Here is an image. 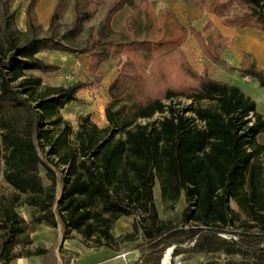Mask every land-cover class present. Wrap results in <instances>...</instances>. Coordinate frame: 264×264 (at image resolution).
<instances>
[{
  "label": "trees",
  "instance_id": "trees-1",
  "mask_svg": "<svg viewBox=\"0 0 264 264\" xmlns=\"http://www.w3.org/2000/svg\"><path fill=\"white\" fill-rule=\"evenodd\" d=\"M186 1L203 9L211 3ZM10 2L0 0V172L14 195L0 199V263L23 255L15 247L30 245L29 234L40 225L56 229L60 220L64 238L75 232L90 247L114 251L119 242H135L140 234L142 241L132 247L139 257L132 264H160L169 249L170 264L182 254H201L207 257L203 264H264V166L259 162L264 147L257 142L264 119L237 86L197 73L182 45L193 37L207 60L205 70L215 65L264 89V71L253 55L244 53L240 66H231L222 57L227 47L222 36L205 37L182 25L170 8L155 15V3L146 0L138 5L73 0V17L60 35L56 7L43 34L33 16L34 0L25 9L23 31ZM104 6L96 36L81 47L72 45ZM125 6L132 14L121 34L111 21ZM213 14L226 28L264 33V0H218ZM42 52L88 56L94 70L110 59H124L106 88L105 128L84 117L73 132L62 119L61 110L78 101L86 84L43 86L34 73L61 67L38 58ZM176 99L190 105L178 110L164 103ZM155 115L160 119L138 122ZM117 134L122 137L116 139ZM156 180L162 203L172 205L183 196L180 226L158 220ZM230 202L248 218L238 240L223 237L232 233ZM21 205L30 210L28 221L17 212ZM122 217L133 218L132 231L114 237L113 226ZM218 254L223 258L214 257Z\"/></svg>",
  "mask_w": 264,
  "mask_h": 264
},
{
  "label": "rangeland",
  "instance_id": "rangeland-1",
  "mask_svg": "<svg viewBox=\"0 0 264 264\" xmlns=\"http://www.w3.org/2000/svg\"><path fill=\"white\" fill-rule=\"evenodd\" d=\"M30 0H11L10 7L16 14V26L21 31L24 30L25 22V9ZM214 4L217 0H211ZM172 3V2H170ZM73 0H34L33 3V16L35 23L41 27L42 33L47 34V29L49 27V20L51 13L56 7V32L60 35L64 28L70 23L73 17L72 10ZM160 7H163L164 4H159ZM175 7V6H174ZM105 6L96 14V16L88 23H85L82 27L81 33L72 41V45L76 47H81L85 42L92 40L96 36V29L99 25L100 19L104 13ZM209 32H205L207 35ZM126 34V33H124ZM212 35H216L215 33ZM246 39L251 38V35H246ZM257 40V39H256ZM258 41V40H257ZM260 44H263L262 41H259ZM264 45V44H263ZM228 50L223 52L222 57L230 59L233 53L239 55L240 50L237 48L241 47L237 45V39L232 38L227 42ZM238 46V47H237ZM245 47V46H243ZM184 54L187 61L192 66V68L199 74H204L208 78H211L215 81L225 82L234 86H237L246 96L250 97L256 104V110L260 113L264 119V89H261L256 81H253L247 77H243L240 74H233L227 71L222 70L218 66L210 65L208 70H205L204 64L207 63V60L203 57L201 51H199L195 43L186 44L184 46ZM38 58L42 59L45 62L53 63L60 66V70L55 73L42 75L40 73H34L36 76L42 78L43 86H63L67 87L76 82H82L86 84L85 88H82L78 92V101L75 104L61 110L60 114L64 121L69 123L73 132H76L79 126V121L81 118L88 117L90 123L96 125L99 129H103L107 126V121L104 115V108L108 103L107 95V85L114 79L117 75L118 70L120 69L121 64L124 59L115 61L113 59L108 60L107 62L99 65L95 70L90 67L89 57L81 55H68L59 52H42L38 55ZM260 61V60H259ZM262 61V60H261ZM240 64L231 65L234 67H239ZM69 77L70 79H67ZM166 105H173L175 109H183L190 105V101L185 99H176L174 102L165 101ZM202 105H206L203 103ZM187 116H191L187 114ZM160 116L155 115L150 120H140V124H145L148 122H154L159 120ZM121 134L116 135L117 138H121ZM257 142L264 147V134L260 135L257 139ZM40 155L43 159L46 158L45 153L40 151ZM259 162L264 166V154L260 156ZM60 193V186L57 188V195ZM154 193V204L157 211V217L160 221H168L174 226L181 225L182 211L186 206L183 196L181 195L179 200L172 205H167L162 203L159 183L156 180L153 188ZM14 195L12 189H10L3 181L2 173L0 172V199L1 198H11ZM22 200V198H21ZM230 209L233 211V223L231 227L228 228L232 233L230 235H224L223 237L227 240H238L236 234L244 230L243 224L248 222L247 216L244 213L240 212L233 202L229 204ZM17 212L25 219L29 220L30 210L24 206H19ZM133 218L122 219L118 225L114 224L112 229V235L120 234L119 236L127 234L132 231L131 223ZM59 224L62 226L60 220ZM38 229V228H37ZM233 234L235 236H233ZM2 232H0V236ZM32 234H29V238L32 243ZM118 236V237H119ZM142 237L137 235L135 242L122 241L114 247V251H126L136 243L142 241ZM89 244H94L89 242ZM29 246V245H28ZM27 246V247H28ZM89 246V245H88ZM93 247V246H92ZM26 247L22 248L21 246L15 247V252L21 254H26L28 249ZM96 248V247H93ZM167 254V252H166ZM112 256L110 250H104L101 252L90 253L87 256L83 257L82 263H96L99 260H103L104 257ZM179 258L176 264H203L207 257L201 254H182L173 259ZM215 258L222 259L223 256L218 254L214 256ZM213 257V258H214ZM162 261V260H161ZM170 261V260H169Z\"/></svg>",
  "mask_w": 264,
  "mask_h": 264
},
{
  "label": "crops",
  "instance_id": "crops-1",
  "mask_svg": "<svg viewBox=\"0 0 264 264\" xmlns=\"http://www.w3.org/2000/svg\"><path fill=\"white\" fill-rule=\"evenodd\" d=\"M141 1L144 0H134V4L138 5ZM146 1L155 3V15H157V13L164 8H170L174 11L177 20L182 25H190L196 31L201 32L205 37L215 33L216 35L213 36H222L226 43L232 38H236L237 45L241 46L237 48V50H240L239 55H237V53H233L230 59L223 57L224 60L230 65L241 64L243 54L248 53L253 55L255 58L256 66L264 71V33L251 29H231L224 27L220 23L219 19L213 14V7L218 0L214 4L210 0V7L207 9L196 7L191 2L186 0ZM159 4L164 5L163 7H160L161 5ZM131 14V7L125 6L123 9H121L114 15L111 21L112 29L117 33H126V19ZM205 32L209 33L205 35ZM246 35H251V38L246 39ZM259 41H262L263 44H260ZM192 43H195L197 49L199 50L195 39L191 36H188L186 41L183 43L182 50L186 44L191 45ZM226 49L228 50V46ZM70 105H67L66 107ZM122 219H125V217L120 218L115 223V225H118ZM63 233L64 228L59 223L56 229L49 228L45 225H40L38 229L32 234V243L25 248L28 249V252L26 253L29 254H23L20 257L11 260L9 263L4 264H85L82 263L84 256H87L90 253H98L104 250H110L103 247L93 248L84 245L80 235L75 232H69L66 238H64ZM127 233H129V230ZM119 235L120 234L113 236L118 237ZM110 251L112 252V256L104 257L103 260L89 264H123L124 261L121 258H118V256L124 253L126 254L125 260L127 264L134 263L139 257V252L130 248L126 251L120 252L113 250Z\"/></svg>",
  "mask_w": 264,
  "mask_h": 264
},
{
  "label": "bare ground",
  "instance_id": "bare-ground-1",
  "mask_svg": "<svg viewBox=\"0 0 264 264\" xmlns=\"http://www.w3.org/2000/svg\"><path fill=\"white\" fill-rule=\"evenodd\" d=\"M169 259H170V254H169V252L167 251V254H165V257L163 258V261H162V263H160V264H170Z\"/></svg>",
  "mask_w": 264,
  "mask_h": 264
},
{
  "label": "built area",
  "instance_id": "built-area-1",
  "mask_svg": "<svg viewBox=\"0 0 264 264\" xmlns=\"http://www.w3.org/2000/svg\"><path fill=\"white\" fill-rule=\"evenodd\" d=\"M67 79H70L69 77H67ZM125 256H126V254L124 253V254H121V255H119L118 256V258H121L123 261H124V263L123 264H127V262H126V260H125ZM0 264H4V263H0Z\"/></svg>",
  "mask_w": 264,
  "mask_h": 264
},
{
  "label": "water",
  "instance_id": "water-1",
  "mask_svg": "<svg viewBox=\"0 0 264 264\" xmlns=\"http://www.w3.org/2000/svg\"><path fill=\"white\" fill-rule=\"evenodd\" d=\"M168 252H169V254H171V252H172V249H169V250H168Z\"/></svg>",
  "mask_w": 264,
  "mask_h": 264
}]
</instances>
